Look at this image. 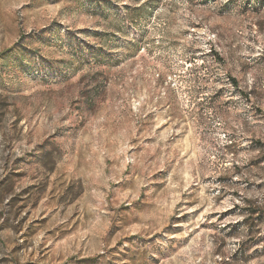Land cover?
Here are the masks:
<instances>
[{
    "label": "rangeland",
    "instance_id": "1",
    "mask_svg": "<svg viewBox=\"0 0 264 264\" xmlns=\"http://www.w3.org/2000/svg\"><path fill=\"white\" fill-rule=\"evenodd\" d=\"M0 264H264V0H0Z\"/></svg>",
    "mask_w": 264,
    "mask_h": 264
}]
</instances>
